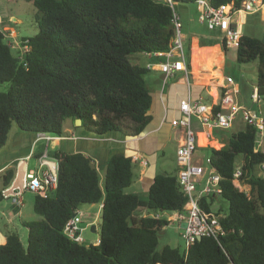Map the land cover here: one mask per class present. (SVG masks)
Listing matches in <instances>:
<instances>
[{
	"label": "trees",
	"instance_id": "trees-1",
	"mask_svg": "<svg viewBox=\"0 0 264 264\" xmlns=\"http://www.w3.org/2000/svg\"><path fill=\"white\" fill-rule=\"evenodd\" d=\"M27 1L36 10L37 33L27 38L31 50L24 61L0 30V151L14 125L63 137V124L71 121L75 129L97 137L140 136L152 121L153 99L145 79L149 70L130 58L170 50L175 7L156 0ZM196 1L174 0V6ZM208 1L213 7L234 2L240 8L245 0ZM217 32L216 40L228 53ZM205 51L201 48V56ZM236 51L238 63H258L255 89L264 101V42L242 34ZM190 54L186 44L189 68ZM78 119L82 126H75ZM178 134L173 132L174 139ZM209 149L222 194L204 197L202 207L209 211L219 199L228 202L227 211L222 206L217 211L226 230L221 239L203 237L188 252L170 246L158 251L159 233L171 223L163 214L183 212L187 202L177 172L157 175L143 200L126 191L135 180L132 157L115 155L103 178L93 158L55 149L49 156L58 164L57 188L35 195L33 209L40 219L23 222L27 245L9 234L0 245V264H264V177L258 176L264 154L257 130L246 125L232 133L226 146ZM238 158L243 160L240 183L250 185V195L234 178ZM14 176V170L7 171L6 186ZM96 204L103 206L99 243L70 239L64 229L76 210ZM142 208L147 216L139 215Z\"/></svg>",
	"mask_w": 264,
	"mask_h": 264
},
{
	"label": "crops",
	"instance_id": "crops-1",
	"mask_svg": "<svg viewBox=\"0 0 264 264\" xmlns=\"http://www.w3.org/2000/svg\"><path fill=\"white\" fill-rule=\"evenodd\" d=\"M11 1L13 0H0V17L3 19V24L0 27V30L14 28L17 31L16 26L23 24V21L17 12L20 5L17 9L18 6L12 4ZM23 1L27 2V4H31L27 0ZM198 11L201 12L199 6ZM262 12V18L264 19V5L262 7ZM35 14L36 10H34V18ZM246 15L247 14L244 13L240 14L241 17L239 21L237 20L242 34H245L243 24L245 25L246 23ZM182 34L185 44H189L191 46L190 75L186 77L183 73H177L176 76L166 79L165 75L159 70L158 66L155 70L148 72L145 79L153 99L152 107L149 112L152 116V121L140 136L136 138H127L119 133H110L106 137H97L90 135L83 130L74 131L71 121H67L69 129H65L66 135L63 137H55L48 134L53 137L51 141H48L47 139L40 138V133L22 131L16 127L11 131L6 147L0 151V193L4 194L15 179L14 176L10 185L6 186L4 176L7 171L14 170L16 175L17 167L24 158L28 160L27 170L30 171L28 165L31 158L35 157L39 164V160L47 155L45 159L48 161L50 168H46L57 171L58 164L49 156V152L55 149H62L64 151L74 153L82 152L93 158L95 165L103 178L109 161L115 155L124 154L132 157L135 163V180L131 186V188L133 187L134 189L131 193L138 195L143 200H147L149 188L153 179L157 175L176 172L178 174L180 167L177 163L176 154L171 156L175 163L174 167L169 161L170 157L166 155V149L170 141H175L178 146L182 135L181 130L174 129L172 127L171 121L181 117L180 105L183 100L189 97V95L192 100L209 102L216 101L218 96L224 92L225 87L228 86L226 78L229 77L226 73L228 53L223 50V46L216 40V36L203 38L204 36H201L199 31L196 30ZM19 37L26 39L29 38L22 35H19ZM203 40L206 42L216 40L219 43L203 46L201 45ZM195 46H197L196 56L194 53ZM201 48H205L207 50L202 56ZM208 54H216V58L211 62L207 61ZM130 59L134 65L144 68H146L148 63L156 62L155 59L150 58L148 53L134 54ZM209 73L211 76H209ZM205 76L209 77L206 81ZM237 87L239 88V85H237ZM237 100L239 101V99ZM239 119L241 120V118H238V120ZM193 125L197 133V148H216L218 146H226L228 144L225 136L220 135L219 137L215 135V133H219L223 130H211L209 127H203L196 119L193 120ZM176 131H178L179 134L177 139H174L173 132ZM207 133L211 134V138L206 136ZM38 144H41L39 150ZM194 161L197 164L202 165L201 162L203 160L196 159V156L194 155ZM248 186L250 187V185ZM26 191L27 190H25L23 194ZM249 191H251V187ZM33 194L35 199V195L37 194ZM4 199H12L14 205L11 204V210L8 212L10 218L7 223L1 226L0 245L7 243V236L13 233L14 225L12 224V218L17 215L21 216L22 210L20 208L25 205V200L23 206H17L13 201V197L7 196H5V198H0V202ZM102 207L103 206L100 204L99 213L102 212ZM138 213H140V216L148 215V213H146V209L143 208L139 209ZM3 214L5 215V213ZM90 223L93 224L95 221ZM180 227L182 226L180 225ZM98 243L99 239L93 244L97 245Z\"/></svg>",
	"mask_w": 264,
	"mask_h": 264
},
{
	"label": "built area",
	"instance_id": "built-area-1",
	"mask_svg": "<svg viewBox=\"0 0 264 264\" xmlns=\"http://www.w3.org/2000/svg\"><path fill=\"white\" fill-rule=\"evenodd\" d=\"M174 7V0H156ZM196 5L201 9L200 21L205 24L210 31H219L226 41L229 49L236 48L241 38L242 32L237 23L239 14H255L261 12L264 0H245L240 8L235 3H228L213 7L208 0H197ZM179 16L174 15L175 37L172 40L170 50L167 52L148 53L150 58L158 62H150L146 69L149 71L159 70L165 75L166 79L176 76L177 73H183L186 77L190 75L189 61L186 56V44L181 32ZM3 19L0 17V27ZM5 36L6 44L16 52L17 57L25 60V56L30 52L31 47L28 39L20 38L14 28L1 30ZM228 86L225 87L216 101L192 100L191 96L182 101L180 105L181 117L173 119L171 125L174 129L181 130V139L176 150L177 163L180 167L178 172V182L181 191L187 198L183 212L170 213L168 220L177 222L184 230V240L186 249L195 244L199 237H212L216 240L226 235V230L221 222L222 215L214 211V204H211V210L202 207L204 197L220 196L222 187L220 186L221 176L210 166L204 168L194 161V155L197 150V133L193 125L196 119L201 126L209 127L211 130H229L232 129L238 118L257 130L258 149L264 154V113H255L254 111L242 106L237 100L240 93L239 88L230 77L226 78ZM253 99L260 103L257 90L253 93ZM40 138L51 141L53 137L48 134L40 133ZM211 138V134H206ZM47 155L39 160V168L30 170L26 173L25 190L35 194L45 196L54 192L58 185V174L56 170L50 168ZM242 166H238L234 173L235 181L241 186L243 191L250 195V191L245 190L240 183ZM258 176L264 177V162L258 167ZM246 185V184H245ZM13 201L17 206H23V192L13 196ZM85 212L81 208L77 209L74 216L65 226L64 233L72 240L83 243L81 227ZM157 217H162L160 214ZM92 227L88 224L87 228ZM228 264H235L230 262Z\"/></svg>",
	"mask_w": 264,
	"mask_h": 264
},
{
	"label": "rangeland",
	"instance_id": "rangeland-1",
	"mask_svg": "<svg viewBox=\"0 0 264 264\" xmlns=\"http://www.w3.org/2000/svg\"><path fill=\"white\" fill-rule=\"evenodd\" d=\"M12 4L17 5V9L20 8L17 11L18 15L23 21V24L16 26V29L18 31L19 35L25 36V37H33L37 32V25L34 18V8L31 4H27V2H24L23 0H13L11 1ZM175 12L179 16V23L181 25V32L182 33H189L192 30L199 31L201 36L206 37H212L217 35V31H210L205 24H202L200 21L201 12L198 11V6L196 4H182V3H176L175 4ZM263 7V6H262ZM240 14L237 15V20L240 19ZM263 12L261 9V12L246 15V23L244 26V33L261 39L264 42V19ZM195 56L197 54V46H195L194 49ZM14 54L16 53L13 51ZM216 54H208L207 60L215 59ZM257 68L258 63L257 62H251L247 64H240L237 61V51L236 48L229 49V52L227 54V63H226V73L227 75L233 80V82L237 85H239L240 88V94L238 95V99L244 107L254 111L255 113H264V101H261L260 103H257L253 99V93L255 92V87L257 86ZM148 75V74H147ZM7 87H4L3 90H6ZM245 123L241 121L240 119L237 121L236 125L229 130H223L219 133H215L216 136L223 135L226 137V141L229 142L230 137L233 132H236L238 130H242L245 128ZM17 126L14 125V130ZM72 128L74 131L75 129L72 125ZM65 129H69L68 123L63 124V131ZM51 136L53 134H50ZM13 136V133H12ZM41 144H38V150L40 148ZM177 145L175 141H170L167 149H166V155L169 156V161L171 162V165L174 167L175 163L171 156L173 154H176ZM210 155L211 151L209 148L206 147H198L195 156L196 159H202L201 162L202 166L204 168H208L210 166ZM238 166L243 165V160L241 158H238L236 161ZM39 167L38 161L35 157L31 158L29 160L28 168L30 170L37 169ZM245 190L250 189L248 185L242 186ZM133 187L128 188L126 191L128 193L132 192ZM25 205L21 207L22 215L20 216H14L12 218V224L13 226V233L19 235L22 242L27 245L28 242V230L24 227L23 222H30V221H37L40 219V217L35 213L33 209V201H34V194L26 191L23 194ZM3 204V205H2ZM11 204H13L12 199H4L0 202V229L3 224H6L9 217V211L11 210ZM14 205V204H13ZM4 206V207H2ZM222 206L225 211L228 210V202L219 199L217 203L214 204V211H218L219 207ZM81 210L85 212V216L83 218V222L81 223V227L84 228L82 232V237L84 239L85 244H91L94 243L96 240L100 238V224H101V212L100 205H84L81 207ZM264 212V209L262 210ZM149 211L146 210V213ZM5 213V215L3 214ZM170 213H164L163 217L167 218L169 217ZM95 221V223L92 224L97 226V232H92V227L87 228V225L90 224V222ZM184 230L179 226L177 222H171L168 226H166L160 233H159V244H158V251H161L166 246H170L172 248H178L181 251H185L186 245L184 240Z\"/></svg>",
	"mask_w": 264,
	"mask_h": 264
},
{
	"label": "water",
	"instance_id": "water-1",
	"mask_svg": "<svg viewBox=\"0 0 264 264\" xmlns=\"http://www.w3.org/2000/svg\"><path fill=\"white\" fill-rule=\"evenodd\" d=\"M75 126L77 127L82 126V120L81 119L76 120ZM27 164H28V160L24 158L21 161V163L18 165L15 179L12 182V185L4 192L5 196L13 197L25 191L26 173L28 171ZM91 229H92V232H96V225H93ZM201 239H202L201 237L198 238V240H201Z\"/></svg>",
	"mask_w": 264,
	"mask_h": 264
},
{
	"label": "bare ground",
	"instance_id": "bare-ground-1",
	"mask_svg": "<svg viewBox=\"0 0 264 264\" xmlns=\"http://www.w3.org/2000/svg\"><path fill=\"white\" fill-rule=\"evenodd\" d=\"M214 58H216V57H214ZM213 60H214V59L211 58L210 60H207V61H210V62H211V61H213ZM221 63H222V62H221ZM209 64H210V63H209ZM209 76H211L210 73H209ZM212 76H213V75H212ZM208 78H209V77L205 76V81H206ZM200 79H201V78H200ZM210 79H211V78H210Z\"/></svg>",
	"mask_w": 264,
	"mask_h": 264
}]
</instances>
